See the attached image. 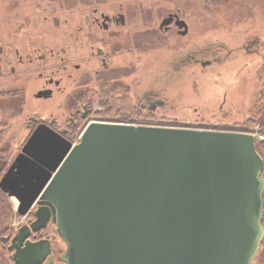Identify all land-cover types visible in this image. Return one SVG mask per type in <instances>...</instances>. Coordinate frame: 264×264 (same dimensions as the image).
<instances>
[{"label":"water","instance_id":"95a60500","mask_svg":"<svg viewBox=\"0 0 264 264\" xmlns=\"http://www.w3.org/2000/svg\"><path fill=\"white\" fill-rule=\"evenodd\" d=\"M122 22L124 16L121 14ZM179 33L189 27L178 14ZM38 93V96H42ZM252 132L94 121L73 142L40 123L0 178L35 218L12 237L16 264H253L264 239V159Z\"/></svg>","mask_w":264,"mask_h":264},{"label":"rangeland","instance_id":"374dc122","mask_svg":"<svg viewBox=\"0 0 264 264\" xmlns=\"http://www.w3.org/2000/svg\"><path fill=\"white\" fill-rule=\"evenodd\" d=\"M90 6L108 13L125 12L124 26L130 28L134 38L132 52L122 50L114 58L113 65L121 68L110 73L112 80L107 89L115 91L122 84H130L132 102L139 94L132 89L139 82L141 88L155 92L152 99L159 101H150V107H156L154 112L162 119L177 120L180 126L191 128L252 132L264 139L252 120L264 85V0H0V46L4 51L18 47L22 53L24 44L34 43L40 46L37 53L53 49L56 59L62 47L68 51L74 47V51L85 55L88 45L72 42L76 27L84 25L85 15L91 13ZM170 12H178L186 20V35L176 29H159ZM15 57L17 71L12 74L7 63L2 71L8 78L0 76V145L7 149L8 157L1 177L31 133V116L45 120L56 117L63 122L71 109L68 97L73 80L65 81L64 92L57 91L48 99L37 98L35 93L47 76H39L43 70L40 61L25 66L27 71L23 73L24 65L18 64ZM84 67L95 68L96 64L89 61ZM16 78L26 80L18 92L14 86L20 82ZM93 85L91 82L89 87ZM103 115V119H112ZM81 132L76 139H68L77 142ZM10 198L16 211L11 224L16 234L20 226L35 218L36 206L20 215L19 201ZM43 229L55 248L56 264H60L58 257L66 245L55 224L50 222ZM5 255L9 259L13 250Z\"/></svg>","mask_w":264,"mask_h":264},{"label":"flooded vegetation","instance_id":"af4514ba","mask_svg":"<svg viewBox=\"0 0 264 264\" xmlns=\"http://www.w3.org/2000/svg\"><path fill=\"white\" fill-rule=\"evenodd\" d=\"M99 8L100 7L98 6H90L91 13L89 12L85 15V24L77 26L73 33L74 41L72 44L79 42L81 46L84 44L88 45L85 55L74 51V47L71 49L72 51H68L67 48L62 47L61 51L57 53L58 59H56V53L53 49H51L49 53H37L40 46L35 47L34 43L24 44L22 53L18 47H16L14 51H4L3 45L0 46V76L5 78H8V76L5 71H2V69L7 63L10 64V71L12 74L17 71V67L13 65V63H16V55L18 64L24 65L22 68L23 73L27 71V65H34L35 60L40 61L38 64L42 66L43 70L39 71V76L43 77V74H46L47 76L44 77V83L41 88L35 93L37 98L48 99L53 97L54 93L57 91L64 92L66 88L65 81L73 80V86L70 87L71 89L68 97L71 109L67 121L60 122L56 117H51L45 120L41 117L31 116L28 122V125L31 127V133L38 124L46 123L66 138H72L76 129L86 126L91 122L111 121V119H103V114L105 112H109L110 114L107 116L112 119H115L118 116L117 107L113 106V108H105L106 106L102 98V93L103 90H107L105 88L110 86L109 82L112 80L110 73L117 72L121 68L113 65L114 58L118 56L122 50H124V53H131L134 49L131 46L134 43V38L131 35L130 28L124 26L127 16L125 12L117 11L115 13H108L103 10L100 11ZM121 14L124 16V23L120 17ZM170 14L179 15L178 12H170L168 15ZM54 21L55 23L59 22L56 17L54 18ZM159 29L165 32L171 29H176L178 33L180 30L176 25L175 18L170 25H168V28H160L159 26ZM30 45L32 47H30ZM9 52H11L12 55H10ZM48 54L51 55L50 58H48ZM52 59H54V61H49ZM89 61H94L96 67H87ZM72 67L78 72H74ZM57 74H59V76H55ZM16 79L20 82L18 85L14 86L16 92H18L26 80H21L20 78ZM91 82L94 85L89 87ZM130 86L131 85L129 84L125 87L122 84L118 86L115 91L111 89V94H109V96H112V99L114 97L121 102L128 100L129 104L132 106V109H130L131 112H134V110L137 109V112L140 114H146L148 112L161 117L160 115L155 114L154 110L156 107H150V101L155 103L159 101L156 97L155 99H152V96L156 95L155 92H152V90L146 91V88H144V90L140 87L141 85L138 82L135 85L136 88L134 87L132 90L139 92V94L136 95L135 100L130 102ZM141 91H143V93H141ZM42 92V96H38V93ZM124 117L129 118L127 114L124 115ZM141 119L144 118H138V121H141ZM44 238L50 239L48 235H44V229H41L38 232H32L27 238L25 237L23 244L27 240L38 241ZM50 241L51 254H53L56 261L55 248L51 239Z\"/></svg>","mask_w":264,"mask_h":264},{"label":"trees","instance_id":"16d2710c","mask_svg":"<svg viewBox=\"0 0 264 264\" xmlns=\"http://www.w3.org/2000/svg\"><path fill=\"white\" fill-rule=\"evenodd\" d=\"M110 91L111 90L109 89L103 90L102 98L103 101L105 102L106 107L113 108L114 106L117 107L116 109H118L117 110L118 116L115 119H111V120L138 122L145 124L180 126L179 121L177 120L169 119L168 121L162 119V117L154 116L152 113H148V112L146 114H140L139 112H137V109H135L136 111L133 109L134 112H131L130 109H132V106L131 104H129V101L125 100L124 102H121L114 97L113 100L112 96H109V94H111ZM256 103H257L256 106H254L253 108L252 120L254 122V125L259 127L261 134L264 136V85L262 88V92L260 94V98L257 100ZM104 114L109 115L110 113L105 112ZM126 114L129 118L124 117V115ZM138 118H144V119L138 121ZM81 128L82 127L74 131L72 139H76L79 136V133L81 132ZM2 136L3 133L0 132V141L2 139ZM256 147L258 152L261 154V156L264 159V139L256 140ZM6 150L7 149H4L0 145V175L3 173L4 167L7 164L8 157H6L5 154ZM263 176H264V168H263ZM12 204L13 203L11 201L10 196L0 189V264H10L12 262H15L13 256H9L8 259L6 258L5 255V252L10 250L8 248L9 244L7 245V242L11 239V237L14 236V229L12 228L11 224L16 216V211L13 209ZM254 264H264V239L262 240L261 249L259 250L257 257L254 260Z\"/></svg>","mask_w":264,"mask_h":264}]
</instances>
